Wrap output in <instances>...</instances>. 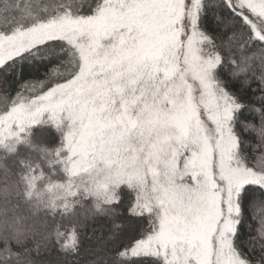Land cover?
I'll list each match as a JSON object with an SVG mask.
<instances>
[{"label":"snow or ice","instance_id":"obj_1","mask_svg":"<svg viewBox=\"0 0 264 264\" xmlns=\"http://www.w3.org/2000/svg\"><path fill=\"white\" fill-rule=\"evenodd\" d=\"M42 123L122 264H264V0H0V138Z\"/></svg>","mask_w":264,"mask_h":264},{"label":"trees","instance_id":"obj_2","mask_svg":"<svg viewBox=\"0 0 264 264\" xmlns=\"http://www.w3.org/2000/svg\"><path fill=\"white\" fill-rule=\"evenodd\" d=\"M61 131L42 123L12 150L0 148V261L122 264L115 253L132 226L120 215L130 193L95 172H73Z\"/></svg>","mask_w":264,"mask_h":264},{"label":"rangeland","instance_id":"obj_3","mask_svg":"<svg viewBox=\"0 0 264 264\" xmlns=\"http://www.w3.org/2000/svg\"><path fill=\"white\" fill-rule=\"evenodd\" d=\"M27 129L21 134L0 138V148L12 150L17 144L24 141V134L26 133Z\"/></svg>","mask_w":264,"mask_h":264}]
</instances>
